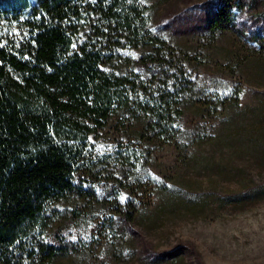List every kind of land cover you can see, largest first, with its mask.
<instances>
[{"label": "trees", "instance_id": "obj_1", "mask_svg": "<svg viewBox=\"0 0 264 264\" xmlns=\"http://www.w3.org/2000/svg\"><path fill=\"white\" fill-rule=\"evenodd\" d=\"M240 7L241 0H223L207 28L231 30L264 52L262 32L238 28ZM164 25L151 22L141 0H0V264H55L80 253L65 229L51 230L50 210L67 197L101 195L76 172L95 127H105L119 111L140 121L135 140L116 149V163L127 179V170L145 165L150 146L173 148L187 169H210L212 157L205 149L224 142V149L230 144L228 149L238 151L242 147L232 144L238 142L250 153L249 166L264 168V122L257 134H246L237 124L220 135L213 134V122L183 126L189 104L207 120L205 114L227 113L239 105L244 88L196 91L198 81L187 68L179 70ZM260 173L233 172L239 187L219 196L227 197L221 205L263 200ZM147 175L155 189L176 202L175 208L186 202L176 182ZM144 180L138 177L124 188L128 198L119 186H102L115 199L105 230L122 235L133 230L147 209L136 197ZM184 244L164 253L145 244L143 261L159 263L186 249L195 252Z\"/></svg>", "mask_w": 264, "mask_h": 264}, {"label": "rangeland", "instance_id": "obj_2", "mask_svg": "<svg viewBox=\"0 0 264 264\" xmlns=\"http://www.w3.org/2000/svg\"><path fill=\"white\" fill-rule=\"evenodd\" d=\"M222 1L141 0L149 10L151 22L165 24L162 31L181 63L179 70L184 71L182 66L187 68V75L198 81L196 91L228 92L236 84L244 88L239 105L231 106L227 113L221 109L218 114H205L207 120L202 119L199 107L189 104L183 126L194 128L201 122H213V134L220 135L237 124L246 134H257L264 122V52L231 30L210 32L208 20ZM236 12L238 28L264 34V0H241ZM77 115L82 118V112ZM137 122L140 121L131 112L119 111L105 127H95L89 136L76 176L86 185L97 186L101 195L71 196L52 205L51 230L65 229L68 239L80 247V253L60 258L55 264H264V199L221 205L227 197H219L229 196V190L239 187L231 179L233 172L264 171L257 165L249 166L246 158L250 153L243 149V143H232L242 147L238 151L228 149L230 144L224 149V142L205 149L212 157L210 169H187L173 148L150 146L145 152V165L127 170L131 177L127 179L123 177L124 169L121 171L116 163V149L123 141L135 140L140 129ZM147 173L165 184L176 182L183 188L179 191L185 193L186 202L175 208L176 202L155 189L146 178ZM138 177L145 180L136 197L147 209L128 235L110 233L105 228L115 199L106 195L102 186H119L125 191L124 198H128L129 191L124 188ZM192 200L194 203L190 204ZM183 243L195 252L186 249L159 263L143 261L141 250L145 244L164 253Z\"/></svg>", "mask_w": 264, "mask_h": 264}, {"label": "snow or ice", "instance_id": "obj_3", "mask_svg": "<svg viewBox=\"0 0 264 264\" xmlns=\"http://www.w3.org/2000/svg\"><path fill=\"white\" fill-rule=\"evenodd\" d=\"M122 199H123V197H122Z\"/></svg>", "mask_w": 264, "mask_h": 264}]
</instances>
